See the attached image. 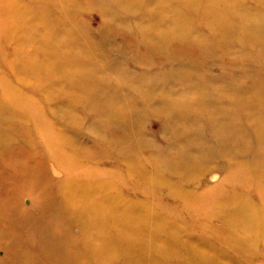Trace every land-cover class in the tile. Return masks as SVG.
Instances as JSON below:
<instances>
[{
  "label": "bare ground",
  "instance_id": "bare-ground-1",
  "mask_svg": "<svg viewBox=\"0 0 264 264\" xmlns=\"http://www.w3.org/2000/svg\"><path fill=\"white\" fill-rule=\"evenodd\" d=\"M46 1L45 6L59 4L61 13L67 16L69 9L62 5L64 0ZM218 1L222 0H178L180 7L175 12L171 13L170 8L164 6L157 19V15L147 12L152 1L128 0L124 7L127 15L135 16L137 12L136 18H141V24L151 23L148 30L140 31L143 38L135 42L138 50L133 49L132 55L142 66L149 65L152 69L157 66L154 62L152 66L148 63L152 59L147 49L160 50L163 44L170 46L175 41L168 38V32L163 42L158 41L155 27L160 26L159 23L188 30V36L186 30L177 35L178 43L171 50L182 45L186 50L195 46L196 52L201 54V39L195 42L185 38L192 36L188 23L196 16L213 25L220 40L246 41L248 45L254 42L264 49V19L256 12L232 11L228 3L222 7L223 11L217 10ZM0 3V61L17 78L16 83H12L0 75V159L21 176L18 187L25 186L23 194L31 200L30 209L19 205L11 210L6 207V201L3 203V198L1 209L22 220L20 228L26 230L30 245L36 247L23 249L16 238H9V244L2 239L8 249H2L0 264H172L174 261H178L175 264H223L224 261L234 264L235 259L213 249H203L207 259L201 257L202 252L195 257L189 248L191 241L188 238L182 241L179 237L183 223L178 216L186 214L193 222L215 215L223 220L220 230L225 233L232 231L233 221L235 229L247 230L248 223L258 221L256 213L260 214V207H252L242 193L251 181L257 184L256 194L264 201V188H259L264 181L263 155L248 162L239 161L237 156L219 186L201 193L186 186L206 174L208 161L217 157L215 151L226 157L233 150L241 152L247 147L249 130L254 136L250 146L264 152L263 77L248 73L207 80L200 74L189 73L183 69L184 65L175 69L172 60L169 70L155 76V80L150 82L149 78L138 76L133 77L130 85L131 74L122 71L117 78L105 59L107 54L103 47L110 48L107 33L99 42L94 33H79L76 17L74 28L65 21L54 25L53 16L42 7L33 10V19L16 0ZM70 4L74 8L77 1L71 0ZM6 11L10 12L7 17L3 16ZM73 11L76 13L75 8ZM167 13L170 16H166ZM237 15L240 29L230 35L227 30L230 17ZM257 17L258 22L254 20ZM35 23L44 28L35 29ZM170 32L174 34V30ZM9 39L15 41V49ZM128 45L127 41H122L118 46L130 48ZM62 48L73 52V60H66ZM137 52L143 58H139ZM175 54L174 61L179 60V52ZM28 82L38 86L39 93L45 95L44 100L38 101L33 95L23 93V86ZM67 82L69 89L61 91ZM117 84L120 87H115ZM165 85L160 96L161 108L169 111L170 123L165 133L171 135L174 144L168 145L166 155L161 156L156 149L147 152L155 144L138 131L142 108L128 97L129 93L144 94L141 99L151 102ZM175 87H181L182 98H175L178 95ZM228 88L231 90L227 91ZM54 93L57 96H53ZM223 95L233 97L227 102L222 100ZM215 97L217 100L211 101ZM149 110H153V106ZM241 115L251 123L250 129L237 126L235 119ZM199 118L208 122L215 136L221 135L219 140L216 138V144L222 142V145L211 147L201 136L196 120ZM85 122H88L86 133L92 135L93 141L80 139L77 132L70 133L66 126L73 125L80 130ZM36 135L43 149L42 158L37 157ZM16 137L27 146L17 147L22 143ZM234 140H238L234 146H226ZM8 142L12 143L11 148L7 147ZM48 163L64 174L62 179L54 182L50 179ZM222 183H233L236 187L233 191L229 190L232 186L223 190ZM163 188L173 204L162 202L160 191ZM217 190L223 191L224 196ZM130 193L141 194L142 198L128 199L126 194ZM73 227L79 229L78 234H72ZM257 229L264 231V225H258ZM239 242L241 244V240ZM177 246L186 249L176 248L175 252L173 248ZM235 251L236 260L242 264L243 249Z\"/></svg>",
  "mask_w": 264,
  "mask_h": 264
},
{
  "label": "rangeland",
  "instance_id": "rangeland-1",
  "mask_svg": "<svg viewBox=\"0 0 264 264\" xmlns=\"http://www.w3.org/2000/svg\"><path fill=\"white\" fill-rule=\"evenodd\" d=\"M3 0H0L2 2ZM15 1V0H14ZM61 1V0H60ZM77 6H75V11H73V6L70 4L71 0H64L63 4L64 7L68 8V14L66 16L61 13V9L59 4H50L49 6L43 5V2L46 4V0H16V3L20 5L22 9L28 11V14L31 16L33 15V19L35 16V11L37 8H44L50 15L53 16V20L55 21L54 25H60L62 23L68 24L72 23L71 27L74 28V17L78 22L77 30H79L80 34H85L87 32L94 33L97 38H95L96 41L100 40L101 36L104 33L108 34V37L106 39V42L109 44L110 48L107 46L103 47V50L106 52L107 57L104 58L107 59L108 63L110 64L111 68L113 69V74L116 75L118 78L119 74H123L122 71H127L131 75L129 76L131 78L130 85L133 82V77L137 78L138 76H142L143 78H149V81L155 80V76L160 75L164 73V71L169 70V62L173 60V64L175 69L179 66H185L183 69L189 70V73H193L195 76L200 74L204 76V79H211L216 80L218 78H221L223 76L228 77L234 76L235 74H239V76L247 75L248 73L253 76V74H257L260 77H263L262 82V92L264 93V49L262 46L258 43L254 45V42L251 45H248L246 42H233L231 43L229 40L222 38L221 40L218 39L216 36V33H214L213 29L215 27L208 22H204L200 18L194 17L193 19L189 20L188 27L193 32L192 36H188V30L186 27H178V26H170L169 24H160V26H156L155 32L156 35H158V41H162V38H164L168 32V38H172V41L170 43V46H167L166 44H163V49H156L155 47L152 49L148 48V57L152 60H149L148 63L154 62L155 66L153 69L149 65H143L141 64V61L139 59L134 58V55H132L133 49L138 50L134 44L135 42L142 37V34L140 31H143L142 28L145 30H148V26H151V23L149 25L141 24L142 22L140 20H137V12H135V16L133 15H127L126 9L124 7H127V1L128 0H76ZM144 2L152 1V3L147 7V12L149 15L153 13L152 16L157 15V19H159V16L161 15V8L169 9V11L175 12V9L180 7V4L178 0H143ZM202 1V0H197ZM231 1V2H230ZM154 2V4H153ZM232 7V11L236 10H242V11H248L251 13H258L261 18L264 19V3L261 0H222L220 3L218 1V5L215 8H219L217 10L223 11L222 7L224 4H227ZM1 4V3H0ZM223 4V5H222ZM222 5V6H221ZM143 10V9H142ZM213 10V9H212ZM32 11V12H30ZM141 12V11H140ZM193 12V11H191ZM72 13V14H71ZM194 13V12H193ZM234 14V12H232ZM10 14L9 11H6L3 13V16L7 17ZM141 14V13H139ZM138 14V15H139ZM197 14V13H196ZM166 16H170L168 13ZM11 17V16H10ZM66 17L68 19H66ZM253 18V17H252ZM260 18V19H261ZM115 19V21L113 20ZM238 20V22H237ZM253 20V19H252ZM256 22L259 21L258 17L256 19ZM258 20V21H257ZM262 20V19H261ZM114 21V22H113ZM141 23H140V22ZM264 21V20H262ZM202 23V24H201ZM228 31L231 34H233L235 31L239 30V17H230ZM43 29L44 26L40 25L38 23L34 24V28ZM154 26V25H152ZM37 29V30H39ZM171 30H174V34L170 32ZM186 30L187 36L185 38H188L190 41H195L197 39H201L202 46L199 48L201 54L199 52H196L195 46H191L194 51L188 47L186 50L185 47L182 48V46H179L177 49H172V46L177 42V35L180 34L182 31L184 32ZM172 33V34H171ZM200 36V37H199ZM206 38V39H205ZM228 42H227V41ZM11 41V47L13 49L16 48L15 41L11 39L8 40V42ZM100 40L99 42H101ZM122 41H127L129 44L128 46L130 48H123L122 46H118L119 43H122ZM7 42V43H8ZM178 43V42H177ZM161 44V43H160ZM210 44V45H208ZM235 44V45H234ZM134 46L135 48H132ZM252 46V47H251ZM110 50H109V49ZM174 48V46H173ZM62 50L65 52V50L62 48ZM235 50V51H234ZM173 51V52H172ZM174 51L179 52V60L174 61L173 54ZM184 52L186 53L184 54ZM63 53V52H62ZM138 53V52H137ZM64 54V53H63ZM152 55V57H151ZM176 55V54H175ZM178 55V54H177ZM103 56V55H102ZM139 58H143L142 56L137 55ZM64 57H66V60H73L74 54L73 52H65ZM158 59H161L158 61ZM162 59H168L162 61ZM189 60V61H188ZM80 61V60H79ZM188 61V62H187ZM189 63V64H187ZM82 65V63H81ZM187 67V68H186ZM87 68V67H86ZM151 68V69H150ZM180 69V68H179ZM9 68L4 65L0 61V75L4 77V79L15 82L16 83V75H13ZM112 75V76H114ZM113 79V80H112ZM112 81H114V78H111ZM128 81V80H127ZM222 82H224L222 80ZM240 82H245V80L240 79ZM33 83V84H32ZM68 84L63 85L61 87V91L68 90L67 87H69ZM34 82H28L23 86V93L27 96L33 95L36 100H44L45 95H43L42 92L39 93L38 86H34ZM115 87H120L119 84H117ZM38 88V89H37ZM165 86H161V92L159 94H156L155 100L148 102L141 99L144 94H136L133 95V93H129V100L133 99L136 100V102L139 105V108H142L143 116L140 121V124L138 126V131L140 134H142L146 140L151 141L155 145H153V148L148 149V153L153 151V149H156L158 152V155L165 156L166 153L164 152L167 149V146L170 144H174L171 142V135H169L165 132L167 128V124L170 123L168 121V118L170 116L168 115L169 111L165 110L162 107L161 103V94ZM65 89V90H64ZM175 93H178L175 98H182L180 97L182 93L181 87L176 88L175 87ZM231 89H227L229 91ZM58 91V90H57ZM37 94V95H36ZM42 95V96H41ZM53 96H57V93H54ZM224 96V95H223ZM229 97H222V100H227V102L230 101ZM131 98V99H130ZM174 99V98H172ZM217 98L211 99V101H216ZM226 102V101H225ZM264 104V100L263 103ZM153 106V110H149V108ZM86 110V109H85ZM167 113H166V112ZM244 116H240V118H236V124L239 126V128H243L244 130L250 129L251 123L245 119ZM244 119V120H243ZM198 120L197 126L201 129V136H203L208 143L211 145V147H217L218 145H222V142L217 143L216 138L218 140L220 139L221 135L215 136L213 131H211V126L208 124L207 121L202 119H196ZM229 120V119H228ZM69 123H72L69 121ZM65 125V124H64ZM88 122H85V125L82 126V130H78L77 127L73 125L66 124L67 127L70 129V133L77 132L80 135V139L82 140H91L94 139L92 135H89L86 133V129L88 128ZM197 127V128H198ZM169 128V127H168ZM77 129V130H76ZM88 130V129H87ZM80 132V133H79ZM10 133V132H9ZM213 133V134H212ZM35 135V134H34ZM12 137V136H11ZM14 139V137H12ZM34 139L36 140L37 148V157L41 156L43 157V149L40 147V142H38L39 137L34 136ZM249 143H254V136L252 135V130H249ZM16 140L18 142H21L22 144H18L19 147H26L27 145L23 141H19L20 139L16 137ZM9 141L11 142L10 138ZM8 142L7 147L11 148L12 143ZM238 140H234L230 143H228L227 147L234 146ZM40 143V144H39ZM248 143L247 147H245L241 152H238L237 150H233V152L230 153L229 156H222L221 152L215 151L217 154V157L211 158L206 166V169L204 171L206 174H202L199 178L197 177V180L191 181L186 187L188 188H196L195 190L198 193L203 192L204 190L219 186L221 182L223 181V178L227 171H230L228 167L231 165V162H233L237 156L239 158V161H252L256 160L260 155L264 156L263 149H254L253 145L250 146ZM36 144V143H35ZM236 151V154H235ZM35 152V153H36ZM238 152V153H237ZM48 162V161H47ZM227 167V169L225 167ZM224 168V169H223ZM3 170V171H2ZM5 170V171H4ZM259 170V169H257ZM47 172L49 174L50 179L54 182L57 180H60L63 178V175L60 170L53 167L50 163L47 164ZM21 176L16 175L14 171L12 170V167L9 165L3 163L0 159V257L3 255L2 249H8L7 243L9 244V238L13 237L19 240L20 244L23 246V249H36L34 248V245H30L29 238L26 237V230H22L20 228V225L22 224V220L20 218H17L15 214L12 212H5L3 213L1 209L2 202L1 200L4 198L3 203L5 202L7 204V208L13 210L16 206H22L24 208H31V200L28 198V196L23 194V189L25 186H19L18 182L20 181ZM6 181V182H5ZM263 184L259 186L260 189L263 190L264 188V181H262ZM183 184V183H182ZM187 184V183H186ZM185 184V185H186ZM224 184V183H222ZM249 186L246 187L244 192L242 193L243 198L246 202H248L250 205H253L252 207H260L259 211L260 214L256 213V217H258L257 222H251L248 223L247 226H249V229H240L236 228L235 221L232 222L233 227L232 231H228L225 233L221 232L220 230L224 224L223 220L218 218L215 215H208L206 217H202L201 219H198L196 221L191 222L188 220L189 218L186 217V214L179 213L178 216L181 220L180 222L183 223L180 225L179 228V237L182 241L187 240V238L191 241L189 248L192 249V253L195 257L201 256L199 252H202V256L207 259V256L204 255L203 249H213L217 252H220L223 256L228 255L230 258L235 259L234 264H239L240 260H236L237 254L235 253V249H243V261L242 264H264V231H260L257 229L258 225H264V201L261 200L256 194V186L257 184H252L251 181H248L247 183ZM184 185V186H185ZM223 190H228L229 186H232L229 190L236 187V185L231 183L230 185H221ZM255 188H253V187ZM22 188V190L20 189ZM252 187V188H251ZM166 188L161 189V199L163 203H170L173 204L174 202H171V198L166 196ZM232 189L231 191H233ZM218 194L222 197L223 191L217 190ZM54 192V191H53ZM166 192V193H165ZM258 193V192H257ZM241 195V196H242ZM142 198L141 194H134L130 193V195L126 194V197L128 199L131 198ZM131 197V198H130ZM8 200V201H7ZM4 203V204H5ZM174 206V205H173ZM262 207V208H261ZM181 209V208H180ZM10 210V211H11ZM49 215H47L48 219ZM255 221V220H253ZM79 233V229L77 227L72 228V234L76 235ZM6 240L7 243L4 244L1 242V240ZM241 240V244L239 242ZM239 243V246L236 247L235 244ZM204 245V246H203ZM177 249H186L185 246L180 247L177 246L173 249H175V252ZM11 249V247L9 248ZM183 252V250L180 252V254ZM185 252V251H184ZM237 261V263H236ZM239 261V262H238ZM178 262V261H177ZM177 262H172V264H175ZM207 264V262H206ZM223 264H230L226 261L223 262Z\"/></svg>",
  "mask_w": 264,
  "mask_h": 264
}]
</instances>
